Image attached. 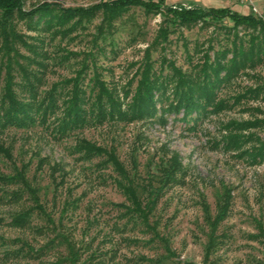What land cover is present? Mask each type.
<instances>
[{
    "label": "rangeland",
    "instance_id": "obj_1",
    "mask_svg": "<svg viewBox=\"0 0 264 264\" xmlns=\"http://www.w3.org/2000/svg\"><path fill=\"white\" fill-rule=\"evenodd\" d=\"M23 1L25 9L43 1L64 8H87L100 2ZM162 1L164 5L227 6L264 20V0H252V4ZM101 17L98 13L83 27L66 34L28 30L24 21L10 20L9 27H14L26 43L43 51V57L34 58L38 62L19 58L25 73L14 62L11 70L6 67L1 35L4 23L0 22V96L9 71L12 89L21 94L29 80L44 92L68 79L72 83L77 76L87 91L94 77L119 92L127 87L133 90L147 59L163 74L171 63L190 71L200 65L206 53L211 59L214 50L230 45L233 37L230 20L206 18L209 24L179 27L164 41L158 37L162 15L131 7L101 38L96 34ZM247 31L234 29L244 42L249 37ZM12 45L33 57L20 41ZM254 88L264 91V56L254 67L239 70L221 84L217 95L227 108L202 117L194 127L179 120L182 114H178L167 115L165 123L108 121L59 139L38 124L4 129L0 134V174L14 178L7 189L17 191L20 198H0V264H49L67 255L65 240L78 250V264H204L202 204L207 203L214 214L225 193L230 206L219 225L220 242L210 260L213 264H264V158L254 162L242 152L264 140V98L251 97L248 91ZM229 121H257L258 126L239 132L245 141L242 148L225 151L220 148V138L227 135L223 129ZM78 139L114 152L125 173L137 181L149 180L156 175V167L171 158L178 161L175 181L163 189L150 217L159 237L147 234L141 225L123 216L124 209L118 204L128 202L120 171L105 154L83 156ZM27 209L30 218L23 227L9 224L12 215ZM26 247L41 252L18 258L4 254L12 249L25 251ZM159 258L161 261H156Z\"/></svg>",
    "mask_w": 264,
    "mask_h": 264
},
{
    "label": "trees",
    "instance_id": "obj_2",
    "mask_svg": "<svg viewBox=\"0 0 264 264\" xmlns=\"http://www.w3.org/2000/svg\"><path fill=\"white\" fill-rule=\"evenodd\" d=\"M131 7H139L145 13L162 15L158 37L164 41H167L168 35L179 27H191L198 23L209 24V21L223 19L232 22L233 37L230 45L214 50L211 59L206 53L200 65L190 71H183L171 63L167 66L168 72L163 74L154 70L147 59L142 65L143 69L134 89L127 87L122 92L110 88L98 77L90 80L87 91L77 76L76 79L71 80L72 83H69L68 79L58 85L53 84L44 92H39L36 84L29 80L25 88L22 87L25 92L21 94L12 89L13 80L9 71L0 96V134L7 127H29L38 124L54 138L59 139L75 134L86 126H97L108 121L131 122L146 119L165 123L167 115L178 114H182L179 120L186 124L192 123L194 127L202 117L227 108L225 100L219 99L217 95V89L221 84L228 82L239 70L254 67L263 60L264 20L252 13L242 14L227 6L206 8L199 4L164 5L162 0H100L99 3L87 8H64L56 2L43 1L30 9H25L23 0H0V22L4 23V32L1 35L6 67L11 70L14 62L17 68L25 73L19 58L38 62L34 58L43 57L42 49H37V45L34 46L32 43H26L14 27H9V21L12 19L24 21L28 30L38 32L56 30L52 32L66 34L83 27L84 22H89L101 13V22L97 26L96 34L102 38L110 31L115 19L124 15ZM206 18L209 21H206ZM238 27L249 30L246 42L234 33V29ZM19 41L22 46L30 50L33 57L23 55L12 45ZM33 77L34 80L37 79L35 75ZM248 94L251 97L264 98L262 88L250 89ZM257 126V121L227 122L223 129L227 135L220 138V148L225 151L242 148L241 144L245 141L240 139L243 135L239 132ZM78 143L83 156L92 158L95 155L105 154L107 160L118 168L125 181L121 187L128 202V204H118L124 209L123 216L134 224L141 225L147 234L159 237L156 227L150 223V217L163 189L175 181L176 172L179 170L178 161L171 158L167 163H161L156 167V175L149 180L137 181L136 178L125 173L114 152H107L84 139H78ZM215 143V146H219L217 142ZM242 152L251 160H255L254 162L262 160L264 140L258 147L245 149ZM13 182L15 180L12 176L0 174V198L14 201L20 198L17 191L10 192L7 189ZM229 206L228 193L222 195L214 214L207 203L202 204L203 224L206 228V241L203 246L204 264H213L209 257L220 242L221 234L218 233V228ZM29 218L30 210L27 209L12 215L9 224L23 227ZM64 242L67 255L49 264H78L80 260L78 250L70 240ZM12 250L5 251L6 257H32L41 252L40 249L33 251L30 247H26L25 251L23 248ZM156 261L161 260L159 258Z\"/></svg>",
    "mask_w": 264,
    "mask_h": 264
},
{
    "label": "built area",
    "instance_id": "obj_3",
    "mask_svg": "<svg viewBox=\"0 0 264 264\" xmlns=\"http://www.w3.org/2000/svg\"><path fill=\"white\" fill-rule=\"evenodd\" d=\"M224 1H230V0H224ZM231 1H238L239 3H243V4H252V0H231Z\"/></svg>",
    "mask_w": 264,
    "mask_h": 264
}]
</instances>
